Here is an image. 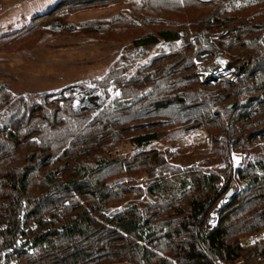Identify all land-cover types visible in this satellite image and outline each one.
<instances>
[{"label": "trees", "instance_id": "16d2710c", "mask_svg": "<svg viewBox=\"0 0 264 264\" xmlns=\"http://www.w3.org/2000/svg\"><path fill=\"white\" fill-rule=\"evenodd\" d=\"M102 1L60 0L32 18L20 40L65 35L71 28L61 19ZM232 2L141 0L129 6V18L85 33L104 41L133 37L123 70L98 82L108 96L116 94L98 113L76 111L72 91L11 101L8 86L0 87L9 94L0 103V252L7 261L264 264V240L242 246L264 231V155L232 165L234 155L264 139V0L238 8ZM91 25L82 23L84 30ZM138 25L161 27L145 33ZM160 43L169 54L130 77L135 60ZM217 51L247 64L236 80L206 85L194 71ZM190 126L205 129L227 170L173 168L156 149L123 150L144 148L169 131L188 133ZM172 179L179 186H167Z\"/></svg>", "mask_w": 264, "mask_h": 264}, {"label": "rangeland", "instance_id": "374dc122", "mask_svg": "<svg viewBox=\"0 0 264 264\" xmlns=\"http://www.w3.org/2000/svg\"><path fill=\"white\" fill-rule=\"evenodd\" d=\"M59 1L0 0V41H2L0 43V87L8 86L10 91L8 97L12 98L11 101L30 93L45 94L48 97L55 93L69 96L72 91L74 93L72 94L74 96L73 105L76 111L84 110L98 113L116 96L113 91L109 92L110 95L108 96L98 88V82L111 71L123 70L127 64L123 57L124 48L132 42L133 37L119 42L114 39L104 41L98 36L97 38L95 35L84 34L95 29L97 31L108 28L112 20L129 18V6L140 3L141 0H103L98 6L72 14L68 13L64 19H61L63 25H70L68 28H71V30L63 31V33L66 32L65 35L49 36L42 43L37 42L39 38L32 39L31 37L21 41L23 34L31 31L32 18L50 11ZM253 1L233 0L232 7L238 8ZM35 23L37 24V21ZM82 23L92 25L84 30ZM159 27L161 26L138 25V28L145 33L155 32ZM73 29L80 33L73 35ZM137 35L139 33L135 34V36ZM15 40H19V44L16 46L13 45ZM9 49L17 50L9 51ZM169 52L168 45L158 44L147 52L145 58L135 60L133 66L136 69L129 70V76L134 77L136 70L140 67L147 68L150 65H155L157 62L153 63V59L164 53L169 54ZM245 63L241 58L231 60L217 51L204 57V60L198 61L194 73L206 85L215 83L222 77L236 80ZM148 71V73L152 72L149 69ZM219 76V79L214 80ZM155 78V76L151 77L152 80ZM3 90H0V103L3 100L1 95L4 96L8 92L6 90L3 92ZM190 127L192 130L188 133L180 135L179 132L168 130L169 132L159 140L144 148L135 149L127 146L123 150L135 153L156 149L166 155L173 168H211L218 173L227 170L225 161L215 154L212 141L205 129ZM260 155H264V139L251 143L249 148L234 155L232 159L233 168H238L246 158L247 161H254ZM147 179V176L143 178L144 181ZM143 180L138 179V184H143ZM169 183L172 186H179L177 179L170 180L166 185L168 186ZM131 199L130 197V201ZM144 199L145 201L151 200L146 195ZM127 202L125 200L114 204L110 208V212L113 214L118 212L124 208ZM211 216L210 222L214 226L217 222L216 215L212 214ZM238 264H244V261L240 259Z\"/></svg>", "mask_w": 264, "mask_h": 264}, {"label": "built area", "instance_id": "2783aa9c", "mask_svg": "<svg viewBox=\"0 0 264 264\" xmlns=\"http://www.w3.org/2000/svg\"><path fill=\"white\" fill-rule=\"evenodd\" d=\"M261 240H264V231L254 235V236H251L250 238L244 239L242 241V246L243 247H248V246H251V245H253L256 242L261 241ZM18 244L19 245H24V244H26V241H24L23 239L19 238L18 239ZM5 254H6L5 252H0V264H18L16 260L7 261L5 259Z\"/></svg>", "mask_w": 264, "mask_h": 264}, {"label": "water", "instance_id": "95a60500", "mask_svg": "<svg viewBox=\"0 0 264 264\" xmlns=\"http://www.w3.org/2000/svg\"><path fill=\"white\" fill-rule=\"evenodd\" d=\"M247 63H245V65H246ZM232 66V65H231ZM241 73H239V75H240ZM220 78V76L219 77H216V78H214V80H217V79H219ZM236 106V104H231V105H229L228 106V109H233L234 107ZM233 195V191H230L229 192V194H228V197H231Z\"/></svg>", "mask_w": 264, "mask_h": 264}]
</instances>
